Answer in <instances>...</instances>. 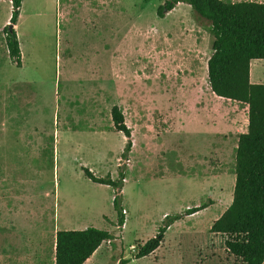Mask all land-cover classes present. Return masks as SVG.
Returning <instances> with one entry per match:
<instances>
[{
  "label": "rangeland",
  "instance_id": "obj_1",
  "mask_svg": "<svg viewBox=\"0 0 264 264\" xmlns=\"http://www.w3.org/2000/svg\"><path fill=\"white\" fill-rule=\"evenodd\" d=\"M164 1L98 0L94 23L75 8L71 24L63 18V0H23L22 68L0 47V178L34 173L42 209L34 223L46 247L53 229L94 226L114 236L101 244L97 264L121 258L124 264H243L210 226L232 200L247 108L210 90L209 22L182 2L160 18ZM113 105L131 131L127 159L125 136L111 120ZM82 166L113 179L123 168L125 224L117 226L114 188L92 182ZM0 200L14 203L11 191L0 192ZM205 202L204 210L170 225L151 255L134 258L166 214ZM19 208L6 223L0 216V248L9 236L13 247L26 246L24 201ZM0 264L19 262L5 257Z\"/></svg>",
  "mask_w": 264,
  "mask_h": 264
},
{
  "label": "trees",
  "instance_id": "obj_2",
  "mask_svg": "<svg viewBox=\"0 0 264 264\" xmlns=\"http://www.w3.org/2000/svg\"><path fill=\"white\" fill-rule=\"evenodd\" d=\"M10 23L4 28L9 58L21 65V52L14 25L21 0H11ZM186 3L210 24L213 37L207 60V81L210 90L219 97L247 106V130L238 135L235 147L234 186L231 203L211 224L210 231L225 236L227 251L243 264L264 263V83L250 81V62L264 59V2L230 0H165L157 8L163 18L178 3ZM111 120L116 131L125 136L122 158L132 148L131 131L117 105L111 107ZM84 175L92 182L114 188L113 208L117 226L125 222L122 207L123 168L118 177L96 176L87 167ZM208 206L200 203L182 212L166 214L158 231L139 245L134 258L149 256L162 243L166 230L176 220ZM113 233L94 226L78 230H57L55 233L54 264H83ZM127 259L121 258L118 264Z\"/></svg>",
  "mask_w": 264,
  "mask_h": 264
},
{
  "label": "crops",
  "instance_id": "obj_3",
  "mask_svg": "<svg viewBox=\"0 0 264 264\" xmlns=\"http://www.w3.org/2000/svg\"><path fill=\"white\" fill-rule=\"evenodd\" d=\"M63 1L64 2L61 5L62 6L61 11L63 14V18L66 22L72 24L73 19L71 17V14L76 8L77 11L78 9H81V12L82 10L83 12L85 10V12L88 15L87 17L88 21L90 23H94L92 19L94 15L96 16L98 9L93 7L94 6L93 2L97 4L98 0H63ZM231 1L232 2H238V1L264 2V0H231ZM109 3L110 2H108V4ZM30 4H31L30 8L32 12L38 13L34 10L39 9L40 6L36 3L34 4L33 2H31ZM22 7H23V0H21V5L19 7V15H18L16 24L14 25L17 39H19L18 26H19V20L22 17ZM11 14H12L11 0H0V40H3V42H0V47L1 48L3 47L5 49V52L8 57L9 55H8V49H7L6 42H5L4 28L10 23ZM67 35L68 34L65 35V40H68ZM113 36H114V33H113ZM22 66H23V62L21 60V65L17 67L22 68ZM249 75H250V81L252 83H264V59H252L251 60ZM222 141L223 140H221V142ZM30 147H31V149L29 148L30 152L32 153V155H34L36 153L34 138H32L31 140ZM82 167H85V166H82ZM10 177L11 175L9 173L1 176L0 192L1 194H4L6 193V191H11L12 200L14 201V203L12 206H7L4 203V201L0 200V216L6 218L5 223L6 221L8 222L9 221L8 218H11V216H13V214L16 213L17 210L20 209L19 208L20 202L24 201L26 204V211H27L25 212V215H26V220L28 221V229L30 231L27 232V236L23 238V244L25 243L26 245L24 248L19 249L17 247H13L10 236L6 240H4V244L7 247L4 245L2 248H0V260L2 261L3 259H5V257L8 259H10V257L11 258L14 257L15 260L19 262V264H45V260H46V263L48 264H54L55 233L58 229H53L50 232H48L50 235L49 237L50 239L48 241L49 245L46 247L45 237L42 235L43 231H41L42 229L36 227V224L34 223V220H37V215L41 213V210H42L40 207L36 205L37 204L36 203V180L34 177V173L32 174L31 177L29 176L28 178H22L20 176L15 177V178L13 177V181L9 179ZM186 216H189V215H186ZM100 246L83 264H97L94 262V257L96 256V253L98 252V249L100 248Z\"/></svg>",
  "mask_w": 264,
  "mask_h": 264
}]
</instances>
